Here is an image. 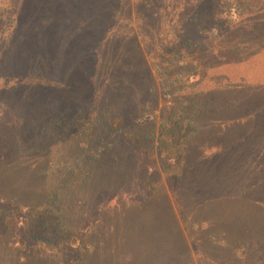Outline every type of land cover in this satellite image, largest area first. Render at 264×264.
Here are the masks:
<instances>
[{
	"label": "trees",
	"instance_id": "obj_1",
	"mask_svg": "<svg viewBox=\"0 0 264 264\" xmlns=\"http://www.w3.org/2000/svg\"><path fill=\"white\" fill-rule=\"evenodd\" d=\"M174 1L165 0L158 7L151 0H135V10L142 8L146 14L136 11L135 29L125 34L123 40L132 43L137 35L155 62L169 58L164 61L167 65L164 72H159L164 63L155 64L154 68L162 91L169 92L166 97L170 106L165 119L170 126L168 137L179 130L178 122L189 121L194 128L193 140H185L182 151L176 155L178 171L174 176L189 186L186 192L192 202L190 228L202 230L194 235L207 250L216 252L212 242H203V233L213 237L212 232L220 229L223 236L229 237L233 229L239 228L242 233L238 235L243 238L234 243L245 251L252 244L248 237L253 225L257 222L264 225V84L230 82L223 77L208 89L195 87L208 71L243 61L229 58V53L235 52L232 47L242 45L237 41L264 37V2ZM123 4L131 6L130 0H0V162L15 154L19 160L16 150L23 147L29 135L34 141L27 147L40 144L46 134L58 135L65 130L90 148L88 157L94 167L86 173L89 178L96 174L107 181H116L121 164L126 161L135 166L137 174L152 171L147 164L152 159H148L147 153L153 151L142 146L147 135L140 128L154 125L156 118L165 115H153L154 107L149 106L148 98L156 95L155 88L148 84L151 74L141 70L137 76L135 62L123 60L118 53L120 46L113 50L110 45L119 36L115 29H110L114 22L131 23L129 16L120 13ZM162 14L170 18L167 34L162 31V22L166 20ZM102 16L112 21L109 27L95 25ZM205 40L216 45L201 46ZM114 54L117 56L114 62L106 60V56ZM216 60V64H211ZM109 62L113 67L105 70ZM103 70L105 78L100 74ZM181 75L194 81L175 89L172 78L176 80ZM187 87L192 90L182 93ZM174 94L180 97L173 98ZM178 115V122L169 121ZM213 119L220 120L221 126H214ZM161 125L163 131L166 126ZM206 135H210V141L199 148L208 147V152L200 150V154H195L199 143L196 138ZM160 141L158 137V157H162V146H169ZM93 146L95 150L91 149ZM141 151L144 153L137 156ZM30 152L33 150L29 149L28 155ZM163 158L166 160V156ZM127 179V185H132L136 177ZM119 184L114 190L123 194ZM109 194L98 201L100 209L107 212L119 206L111 205L118 195ZM0 199L5 202V205L0 202L3 230L12 231L14 242L28 252H35L32 257L55 264L86 262L88 250L83 236H65L56 231L57 226L69 232L73 229L65 225L62 216L53 225L48 218L38 220L40 215H51L39 214V206L6 202L1 194ZM174 201L172 214L184 217L183 206ZM127 204L142 208L146 202ZM223 241L227 243L225 238ZM193 247L197 251L195 244ZM255 263L264 264V259L258 258Z\"/></svg>",
	"mask_w": 264,
	"mask_h": 264
},
{
	"label": "rangeland",
	"instance_id": "obj_2",
	"mask_svg": "<svg viewBox=\"0 0 264 264\" xmlns=\"http://www.w3.org/2000/svg\"><path fill=\"white\" fill-rule=\"evenodd\" d=\"M151 2L154 6L161 7L165 0H151ZM134 3L135 0H130V7L127 4L122 5L123 8L120 13L129 16L131 25L121 21L114 22L110 29L112 31L115 29L119 36L110 45L113 46V50H117L116 48L120 46L118 53L123 60L135 62L137 76L141 70H146L148 74H151L148 84L155 88L156 95L152 96L149 93V106L154 107L153 115H165L162 119L156 118L154 125L146 124L140 128V132L147 135L142 146H149L154 154L152 157V153H147L148 159H152V163H147L152 171L137 174L136 168L134 170L135 166H132L130 161H126L121 164L116 181H107L96 174L89 178L86 173L94 167L88 157L90 148L86 147L88 145L84 141L80 142L74 138L70 131L62 130L58 132V135L53 132L46 134L42 138L40 137L42 139L40 144L27 147L30 142L34 141V138L32 139L29 135V139L22 144L23 147L20 146L21 149L16 150L20 156L19 160L15 159V154L14 157L7 158L5 162H0V194L6 198V202L12 201L19 204H29V206H39V214L41 212L51 214L48 217L40 215L42 217L39 216L38 220L48 218L51 224L57 225L55 220L62 216L60 219L66 223L65 225L73 229L69 232L64 229L60 230L57 226L56 231H61L60 234L65 236H83L84 247L88 250L84 264H256L258 258L264 259V225H260V222L254 224V228L250 230L252 234L248 238L252 244H249L245 251L244 248L234 243L236 239L243 238L238 235L242 233L239 228L233 229L229 237L223 236V231L220 229H215L212 232L213 237H210L206 232L203 233V242H212L215 245L213 248H217L216 252L219 253L207 250L204 243L203 245L200 244V238L195 235L202 230L196 231L190 228L191 220L188 218L191 213L192 202L188 199L186 192L189 186H184L183 180H178V177L174 176L178 171L176 155L182 151L185 140H193L194 128L189 121L186 123L185 120L184 123H181L177 119L179 115L174 116L169 121H177L179 130L168 137L170 126L166 124L165 119L167 118L166 109L170 106L167 103L169 97H166L169 92L167 90L162 91L154 66L155 64L160 66L169 58L165 57L159 63L155 62L154 58H150L151 55H148L150 51L145 49V45L141 42L142 39L136 34L135 41L132 43L124 42V35L132 33V30L135 29L136 11L139 10L146 14L142 8L135 10ZM173 3H170V6H174ZM185 7L187 8V6ZM94 8L96 10V5ZM166 16L169 17V9ZM162 17L166 18L165 14H162ZM169 19L166 18L162 22L164 23L162 26L163 34H167ZM111 22L104 20L102 16L95 25L98 27L99 24H105L109 27ZM88 35L85 37L91 40L92 37ZM260 38L262 39L250 40L245 38L242 40L243 43L237 41L242 45L233 46L235 52L229 53V58H232L231 60L241 58L243 61L227 63L208 71L195 88L197 90L208 89L213 86L215 81L220 82L223 77L230 82L240 80L263 85L264 48L262 47H264V37ZM205 45L211 47L216 43L210 44L205 40L201 46ZM164 51L168 54V47H165ZM116 58L115 54L112 57L106 56V60L112 59L113 62ZM217 62L216 60L211 64ZM109 63L105 66V70H110L113 67V63ZM170 67L173 66L170 65ZM166 68L167 65L165 64L159 72H164ZM105 70L100 73L104 78L106 77ZM172 80L175 89L189 85L194 81L193 78L187 80L183 75L176 80L172 78ZM1 84L2 81L0 80V86ZM191 90L187 87L182 93L187 94ZM179 97L180 95H173V98L178 99ZM211 123L216 124L214 126H221L220 120L213 119ZM161 124L166 126L163 131H160L162 129ZM158 137H161L160 143L169 144L167 148L162 146L160 155L162 157L156 156L159 144L157 143ZM209 137L210 135L196 138L199 143L195 154H200V150L201 152H208V147L200 149L199 146H202L201 144L207 145L210 141L208 140ZM29 149H32L33 152L28 155ZM91 149L95 150L96 147L93 146ZM142 153L144 152H137V156L140 157ZM165 156L166 160L163 158ZM132 177H136L133 182L131 181L133 190H131L132 185H127V178ZM124 178L127 180L125 181ZM120 180L121 183L119 184ZM139 181L143 183H139ZM117 184L123 189V194L115 192L114 189L118 188H115ZM99 191L103 194L98 193ZM106 194L118 195L117 198L112 199L114 201L111 203V205H119L117 210L107 212V210L100 209L101 205H98V201L105 198H101V196ZM174 200L179 201L183 206L184 217L180 213L179 216L172 214L171 205L174 207L176 204ZM128 201H145L146 204L142 208H135L137 204L128 206ZM0 202L5 205L2 199ZM2 207L0 205V208ZM109 207L110 210L111 206ZM4 227L5 223L0 222V264H21L23 262L24 264H55L51 260L32 257L35 252H28L26 248L14 242V233L3 230ZM73 231L74 233H72ZM224 238L227 243L223 241ZM194 244L197 251L194 250ZM253 244L255 245L253 246ZM243 254H246L247 257L245 258ZM133 256L135 259L131 261Z\"/></svg>",
	"mask_w": 264,
	"mask_h": 264
}]
</instances>
